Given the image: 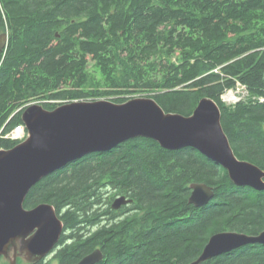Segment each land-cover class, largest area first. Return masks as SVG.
Listing matches in <instances>:
<instances>
[{
    "label": "trees",
    "instance_id": "16d2710c",
    "mask_svg": "<svg viewBox=\"0 0 264 264\" xmlns=\"http://www.w3.org/2000/svg\"><path fill=\"white\" fill-rule=\"evenodd\" d=\"M0 150L31 103L45 110L78 101L154 99L167 114L219 107L236 158L264 172V0H0ZM242 88L235 104L225 92ZM214 192L188 203L191 184ZM131 203L112 209L116 198ZM51 205L63 224L54 259L78 264H189L209 238L264 231V191L235 186L192 148L162 149L134 138L40 180L24 208ZM2 264V258H0ZM38 264H45L40 262ZM203 264H264L249 245Z\"/></svg>",
    "mask_w": 264,
    "mask_h": 264
},
{
    "label": "water",
    "instance_id": "95a60500",
    "mask_svg": "<svg viewBox=\"0 0 264 264\" xmlns=\"http://www.w3.org/2000/svg\"><path fill=\"white\" fill-rule=\"evenodd\" d=\"M0 34V55L7 46ZM1 66V60H0ZM28 137L9 150H0V258L17 264L18 245L24 246L29 262H38L58 243L63 224L49 204L30 210L23 204L40 180L92 153H104L134 138L156 142L162 149L192 148L220 165L237 187L264 191V172L234 155L221 126L217 104L199 101L189 117L167 114L151 98H133L124 103L108 100L62 104L52 111L41 104L28 105L21 114ZM188 203L205 206L214 195L204 184H191ZM115 199L112 209L130 204ZM264 246V231L258 236L225 232L212 235L200 256L189 264H203L249 245ZM103 259L94 250L78 264H96Z\"/></svg>",
    "mask_w": 264,
    "mask_h": 264
},
{
    "label": "rangeland",
    "instance_id": "374dc122",
    "mask_svg": "<svg viewBox=\"0 0 264 264\" xmlns=\"http://www.w3.org/2000/svg\"><path fill=\"white\" fill-rule=\"evenodd\" d=\"M246 94L247 93L245 92L244 89L239 88V89H236L234 91L230 90V91L225 92L223 94L222 98H223V101L225 103L234 104V103L238 102L239 100L243 99L246 96ZM229 96H232V99H228ZM136 98H144V97H136ZM31 104H33V103H31ZM2 264H8V263H7V261L2 259ZM17 264H25V262L23 260H17ZM48 264H56V261H54L52 258H50V261L48 262Z\"/></svg>",
    "mask_w": 264,
    "mask_h": 264
},
{
    "label": "flooded vegetation",
    "instance_id": "af4514ba",
    "mask_svg": "<svg viewBox=\"0 0 264 264\" xmlns=\"http://www.w3.org/2000/svg\"><path fill=\"white\" fill-rule=\"evenodd\" d=\"M59 241H60V239H59ZM59 241H58L57 244L54 245V247L52 248V250L44 258H42L40 261H38L36 263L35 262L34 263L33 262L32 263L29 262L30 261V257L27 254L26 249L24 248V246H19L18 245V252L20 254V257L18 258V260H23L25 262V264H38L40 262H44L45 264H48V262L50 261V258H52L54 261H56L54 259V255H55L57 249L59 248V246L61 245L59 243ZM56 264H57V262H56Z\"/></svg>",
    "mask_w": 264,
    "mask_h": 264
},
{
    "label": "built area",
    "instance_id": "2783aa9c",
    "mask_svg": "<svg viewBox=\"0 0 264 264\" xmlns=\"http://www.w3.org/2000/svg\"><path fill=\"white\" fill-rule=\"evenodd\" d=\"M5 137L12 141L22 142L28 137V135L25 127L22 125L20 127L14 128V130Z\"/></svg>",
    "mask_w": 264,
    "mask_h": 264
},
{
    "label": "bare ground",
    "instance_id": "6f19581e",
    "mask_svg": "<svg viewBox=\"0 0 264 264\" xmlns=\"http://www.w3.org/2000/svg\"><path fill=\"white\" fill-rule=\"evenodd\" d=\"M228 99H232V96H229V98ZM4 260V259H3Z\"/></svg>",
    "mask_w": 264,
    "mask_h": 264
}]
</instances>
